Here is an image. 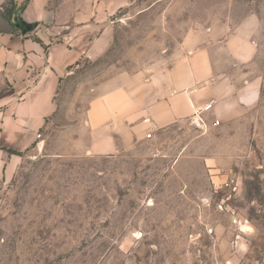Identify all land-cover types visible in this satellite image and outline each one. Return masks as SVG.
Here are the masks:
<instances>
[{
	"label": "rangeland",
	"instance_id": "rangeland-1",
	"mask_svg": "<svg viewBox=\"0 0 264 264\" xmlns=\"http://www.w3.org/2000/svg\"><path fill=\"white\" fill-rule=\"evenodd\" d=\"M119 3L107 48L62 79L41 138L21 154L0 148V264H264V0ZM12 6L0 0V31ZM190 32L197 45L209 33L256 44L227 70L255 81L257 100L229 125L182 121L133 145L119 133L95 151L97 86L167 70ZM208 161L228 182H213Z\"/></svg>",
	"mask_w": 264,
	"mask_h": 264
},
{
	"label": "crops",
	"instance_id": "crops-1",
	"mask_svg": "<svg viewBox=\"0 0 264 264\" xmlns=\"http://www.w3.org/2000/svg\"><path fill=\"white\" fill-rule=\"evenodd\" d=\"M120 6L118 0H29L20 16L37 22L35 31L0 33V82L6 84L0 94L2 147L23 150L37 140L57 110L62 79L82 59L97 58L107 48L106 34ZM209 34L197 45L188 33L167 70L128 73L123 84L110 78L97 86L88 110L95 151L114 150L119 133L133 145L154 141L157 131L182 121L203 128L229 125L244 114L259 90L255 81H238L227 67L251 59L256 44L243 36L216 40ZM211 100L212 109L204 110ZM208 162L213 182H228V175Z\"/></svg>",
	"mask_w": 264,
	"mask_h": 264
},
{
	"label": "trees",
	"instance_id": "trees-1",
	"mask_svg": "<svg viewBox=\"0 0 264 264\" xmlns=\"http://www.w3.org/2000/svg\"><path fill=\"white\" fill-rule=\"evenodd\" d=\"M23 1V2H22ZM12 0L13 6L8 9V12L5 14L6 19L11 24V30H2L0 32H20L22 34H29L35 31L38 26L37 22L28 23L21 16L20 13L24 10L29 0ZM36 40L41 41L38 37H35ZM2 149H7L9 152L13 154H21V151H18L13 148L8 147H0Z\"/></svg>",
	"mask_w": 264,
	"mask_h": 264
},
{
	"label": "built area",
	"instance_id": "built-area-1",
	"mask_svg": "<svg viewBox=\"0 0 264 264\" xmlns=\"http://www.w3.org/2000/svg\"><path fill=\"white\" fill-rule=\"evenodd\" d=\"M215 100H211L210 102L206 103L204 106V110H211L213 107ZM42 134L40 132L37 133V139L41 138ZM148 138L152 137V133L147 134Z\"/></svg>",
	"mask_w": 264,
	"mask_h": 264
}]
</instances>
